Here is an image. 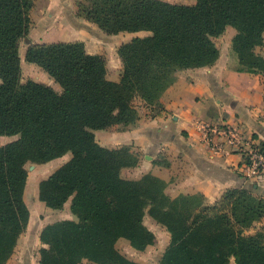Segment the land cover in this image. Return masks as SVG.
<instances>
[{
	"label": "trees",
	"instance_id": "obj_1",
	"mask_svg": "<svg viewBox=\"0 0 264 264\" xmlns=\"http://www.w3.org/2000/svg\"><path fill=\"white\" fill-rule=\"evenodd\" d=\"M32 0H0V264H6L24 232L29 211L23 194L27 163L70 158L38 182L37 198L58 210L70 200L75 220L46 224L39 232V264H143L122 255L128 241L144 251L154 234L145 216L169 234L158 264H264V200L244 189L206 203L201 194L165 193L152 174L130 180L121 171L137 165L127 147L100 146L94 131L138 119L137 102L154 105L181 70L218 58L213 38L235 30L230 53L237 72L264 77V0H75L77 15L107 35L148 32L117 48L118 81L106 77L105 60L82 42L28 45L24 61L59 86L21 81L19 45L27 39ZM264 149V145H261Z\"/></svg>",
	"mask_w": 264,
	"mask_h": 264
},
{
	"label": "crops",
	"instance_id": "obj_2",
	"mask_svg": "<svg viewBox=\"0 0 264 264\" xmlns=\"http://www.w3.org/2000/svg\"><path fill=\"white\" fill-rule=\"evenodd\" d=\"M163 1L180 4L172 0ZM32 3L29 14L31 25L27 36L30 42L28 45L82 42L87 53L99 55L95 51L96 38L99 35L91 29H97L101 35L107 34L81 17H72L75 2L32 0ZM83 21L87 26L81 24ZM54 26L61 27L55 29ZM225 32L231 33L230 38L221 48L216 44L219 54L213 64L177 71L173 83L154 105L144 106L141 102H137L138 119L135 123L127 126L118 124L93 132L100 146L109 149L127 147L138 158L136 166L122 170L127 171L131 177L130 180L152 174L164 181L165 193L169 196L198 193L208 204L215 203L225 191L233 188L247 190L255 197L264 200V172L259 178L247 176L242 167L243 159L240 154L229 149L223 152L214 151L204 141L199 129L202 123L228 124L239 128L245 137L252 138L255 143L264 145V77L235 70L231 63L236 61L230 53V42L235 35V30L227 27ZM140 33L149 34L136 32L127 35L135 34L140 37ZM218 39L222 40L223 36ZM87 41L93 47L90 48ZM255 52L264 57V47H257ZM20 59L21 65L26 63L23 57L20 56ZM115 64V68H112L108 62L105 63L106 77L110 81H118L120 78L122 64L118 55ZM47 81L46 84L55 90L51 85L52 82L48 79ZM36 197L37 194H35ZM44 226L42 225L40 230ZM260 227H264V216L248 232L253 233ZM126 242L125 253L120 252L122 255L132 261L149 264L142 260H149L148 249L153 245L148 246L144 251H136L131 248L128 241ZM165 248L159 252L158 262ZM11 262L12 260L9 259L6 264ZM86 263L93 264L87 260H82L80 264ZM16 264L39 263L38 260L35 262L30 260ZM231 264H233L232 259Z\"/></svg>",
	"mask_w": 264,
	"mask_h": 264
},
{
	"label": "rangeland",
	"instance_id": "obj_3",
	"mask_svg": "<svg viewBox=\"0 0 264 264\" xmlns=\"http://www.w3.org/2000/svg\"><path fill=\"white\" fill-rule=\"evenodd\" d=\"M176 1L180 4L185 5H193L195 3V0H172ZM191 1V3H190ZM75 2V0H71V3ZM71 16L80 18L77 15L76 8L73 9ZM71 17V18H72ZM84 26H87L86 23L83 21L81 23ZM61 26H54L55 29L60 28ZM67 27V26H64ZM91 29V27H88ZM94 32H97L99 35L97 36V45L95 47V51L99 53L100 56L103 57L105 60V63H109L112 68H115V62L117 58V48L119 45L125 41H128L135 36V34L127 35L128 33H121L119 35L109 37L108 35H101V33L93 28L91 29ZM140 37L146 36V33H140ZM231 33H227L224 31L222 35L219 37L221 38L223 36V39L213 38V42L215 45L217 44L219 48L223 47L225 42L229 40ZM53 39V38H52ZM58 40V39H55ZM52 41V40H49ZM30 42L29 38L25 41H22L19 45V53L20 56L23 57L24 61V54L26 51V48ZM87 45H90V48L93 47L92 44H90L89 41H87ZM261 47V46H260ZM262 47H264V40ZM107 60V62H106ZM115 61V62H114ZM232 66L236 67V63H231ZM121 72V71H120ZM50 80L52 83L51 85L55 88V90L59 91L57 84L54 83L50 78H48V75L42 71L39 67L35 65H28L27 63H23L21 65V81L25 82L27 80H31L37 83H41L44 85L49 86L46 84ZM14 137H4L0 136V146L4 145L10 141H13ZM70 158V153H67L63 155L62 157L53 159L47 163L44 164H32L27 163L25 166L26 172H27V179L25 184V190H24V200L25 204L30 212V218L28 220L27 226L24 230V232L20 235L18 245L16 246V249L13 253V256L10 258L12 260V264H16L17 262H35V260H38L39 254L38 251L41 247L39 241H38V233L40 230V227L42 225L54 223L56 221L61 220H75V216L71 214L70 212V200L67 201L61 209L58 210H51L47 207H45L36 197L35 194H37V183L41 180L46 178L50 173H52L56 168L61 166L63 163H65ZM121 176L125 179H131L130 175H128L127 171L124 170L121 172ZM72 218V219H71ZM144 225L154 234V240L155 243L152 244L153 246L148 249V254L150 255L149 260H142L144 262H147L149 264H157L158 260V254L162 251L164 247L168 245L169 241V235L167 234L166 230L156 222H154L151 218L148 216H145L143 219ZM126 240L120 239L116 243L117 250L119 252L126 251ZM130 257V256H129ZM25 260V261H24ZM139 261V260H136ZM141 261V260H140ZM10 263V264H11ZM90 264V263H86Z\"/></svg>",
	"mask_w": 264,
	"mask_h": 264
},
{
	"label": "built area",
	"instance_id": "obj_4",
	"mask_svg": "<svg viewBox=\"0 0 264 264\" xmlns=\"http://www.w3.org/2000/svg\"><path fill=\"white\" fill-rule=\"evenodd\" d=\"M205 142L216 152L226 149L242 156L243 170L247 176L259 178L264 172V149L252 138L245 137L239 128L232 125H209L202 123L199 126Z\"/></svg>",
	"mask_w": 264,
	"mask_h": 264
}]
</instances>
